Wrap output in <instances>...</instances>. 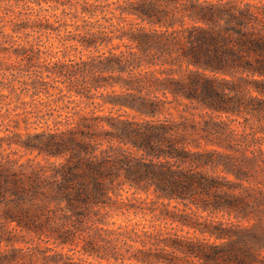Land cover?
<instances>
[{
	"label": "trees",
	"instance_id": "obj_1",
	"mask_svg": "<svg viewBox=\"0 0 264 264\" xmlns=\"http://www.w3.org/2000/svg\"><path fill=\"white\" fill-rule=\"evenodd\" d=\"M0 3V264H264V0Z\"/></svg>",
	"mask_w": 264,
	"mask_h": 264
},
{
	"label": "rangeland",
	"instance_id": "obj_2",
	"mask_svg": "<svg viewBox=\"0 0 264 264\" xmlns=\"http://www.w3.org/2000/svg\"><path fill=\"white\" fill-rule=\"evenodd\" d=\"M4 5H5V3H0V6H4ZM53 6H54V3H53V2H51V3H43L42 7L46 8V10H42V11H41V13H46L47 15H49L51 21L54 20V17L51 16V14H52L53 12L60 13V8H59V9H56V8L53 7ZM20 8H22V5H21V4H20L19 6H15V9H20ZM29 10H31V11H33V13H35L36 11L39 10V5L34 4V3H31V8H29ZM57 24H58V23H55V25H57ZM10 27H11V26H9V25L6 26V28H5L6 31H10V32H11ZM60 28H61V31L64 32L65 28H64V27H60ZM67 29H73V27L69 25V26L67 27ZM53 35H54V33L51 32V37H50L49 39H47V36H43L42 38H43L45 41L47 40V43H49V42H51V41L54 40ZM58 49H60V47L53 46V47L51 48V50H52L53 52H54V51H57ZM51 50H50V51H51ZM64 53H65V51H59L56 55H57L58 57H63V54H64ZM71 55H73V52H71ZM3 81H4L3 78L0 76V97H2V96H1V93H2V92H5V93H8V92H9V89H8V88H4V87H3V83H4ZM42 97L45 98V95L42 94ZM26 98L29 99V96H27ZM88 109H90L89 106L86 108V110H88Z\"/></svg>",
	"mask_w": 264,
	"mask_h": 264
}]
</instances>
